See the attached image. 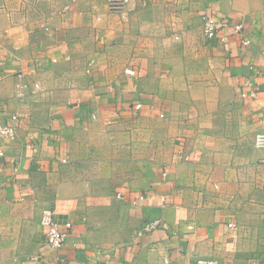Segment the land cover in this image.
<instances>
[{
    "label": "crops",
    "instance_id": "0c3cea01",
    "mask_svg": "<svg viewBox=\"0 0 264 264\" xmlns=\"http://www.w3.org/2000/svg\"><path fill=\"white\" fill-rule=\"evenodd\" d=\"M10 116L0 264H264V0H0Z\"/></svg>",
    "mask_w": 264,
    "mask_h": 264
},
{
    "label": "built area",
    "instance_id": "2783aa9c",
    "mask_svg": "<svg viewBox=\"0 0 264 264\" xmlns=\"http://www.w3.org/2000/svg\"><path fill=\"white\" fill-rule=\"evenodd\" d=\"M131 0H105L107 11L109 14H121L124 12L125 8L129 5ZM227 24L223 21H218L212 16H205L202 23L203 34L212 39L216 36L217 32L221 29H225ZM233 33L241 36V45L247 47L250 45V39L242 36V26L236 24L232 27ZM126 73L133 75L134 72L131 70H126ZM246 95L242 94L244 98ZM254 97V93L251 94ZM141 104H136L135 108L140 109ZM17 120L16 116H10L5 123L0 122V158L3 156V149L1 142L3 139L12 140L15 137V122ZM254 146L256 148H264V134H256ZM184 161L189 160V156H183ZM120 198V196H117ZM144 197L141 196L140 199ZM40 225L45 231L46 244L51 249L61 248L67 239V233L60 229L58 224L55 222L53 213L51 211L45 210L41 214ZM158 222L154 221L147 224L146 229L151 230L158 227ZM70 227V224H66V229ZM230 228H234V225H229ZM195 264H216V261L211 259H197Z\"/></svg>",
    "mask_w": 264,
    "mask_h": 264
}]
</instances>
